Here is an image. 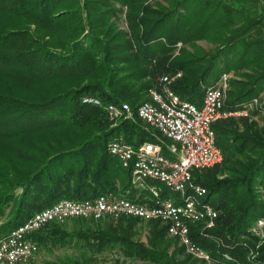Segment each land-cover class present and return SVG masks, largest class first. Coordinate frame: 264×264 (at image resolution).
<instances>
[{
	"label": "trees",
	"instance_id": "trees-1",
	"mask_svg": "<svg viewBox=\"0 0 264 264\" xmlns=\"http://www.w3.org/2000/svg\"><path fill=\"white\" fill-rule=\"evenodd\" d=\"M177 71L170 88L196 105L219 72L229 76V108L254 97L264 108V0H0V238L61 199L144 197L107 143L122 135L138 147L154 129L137 117L111 127L103 106L81 100L136 111L162 74ZM212 128L222 160L192 180L217 217L207 230L190 223V237L218 264H264L252 230L264 219V112ZM168 235L163 221L131 216L48 222L29 235L39 261L18 264L190 261Z\"/></svg>",
	"mask_w": 264,
	"mask_h": 264
},
{
	"label": "built area",
	"instance_id": "built-area-1",
	"mask_svg": "<svg viewBox=\"0 0 264 264\" xmlns=\"http://www.w3.org/2000/svg\"><path fill=\"white\" fill-rule=\"evenodd\" d=\"M166 75L179 78L180 74L176 72ZM152 92L156 95L155 88H152ZM216 97V92H214L211 97L202 98L200 103L199 118L205 120L206 129L207 122H212L215 116L222 113H241V111L231 110L217 111ZM82 99L100 100L95 96H84ZM164 104L176 111L173 104ZM105 112L107 117L110 114H118V122L125 121V117H130L128 110H118V104L114 103H109V109ZM143 117H148L149 127L155 131L154 140L141 143L140 145H145V152L136 153V146L126 141L122 135H115L116 144H111L110 151H116V158L120 157V154H127L128 157L141 156V166L147 168V173L162 178L165 184L166 181H174L177 189L183 188V169L185 167H192L193 162L214 161L217 158L213 145L208 144L203 132H198V126L194 125V121H189L186 116L176 112L175 120H167V118H160L157 114L143 109ZM169 138H176V145H169ZM134 172L136 171H130V175L132 176ZM161 202H164V211H156L148 203L139 202L136 205H128L119 200H113L107 193H101L99 197H94L89 202H81V200L57 201L51 206L37 211L35 219L28 221L24 228L10 232V240H0V264L24 263L31 258L36 251V245L31 241L29 235L48 222L63 223L73 218L98 220L105 216H131L143 219V214L155 211L157 219L166 224L167 232L185 233L186 223L193 219H199L198 212L193 208H190V212H183L175 206H170L167 200ZM216 215L217 213H214V216ZM261 221H263L262 218L260 222H256L252 229L260 239L263 235L261 234ZM187 238L189 249H196V255H202L203 261L211 262L208 252L203 248H195V242H191V237ZM225 256L228 255L225 254Z\"/></svg>",
	"mask_w": 264,
	"mask_h": 264
},
{
	"label": "bare ground",
	"instance_id": "bare-ground-1",
	"mask_svg": "<svg viewBox=\"0 0 264 264\" xmlns=\"http://www.w3.org/2000/svg\"><path fill=\"white\" fill-rule=\"evenodd\" d=\"M177 73L180 74L179 75L180 77L181 71H177ZM175 78L176 76L162 74L158 79L159 81L158 87L157 86H156L157 88L155 87L156 95L154 92H152V88H151L148 91L149 99L139 104L136 108V111H133L129 107H121L119 105H118V110L129 111L130 117H125V120H133L134 117H137L142 121V123L146 124L148 127H149V119L148 117H143V109H146L149 112H152L153 114H157L158 116H160V118H167V120H175L176 112L181 115H184L189 119V121H194V125L198 126V132H203V136L206 140H208V144L213 145V149L214 151H216L217 158H215L214 161L193 162L192 167H185V169H183V188L177 189V187H175L174 181H166L165 184V181L162 180V178H157L150 175V173H147V168H143V166H141V156L128 157L127 154H120V157H118V159L119 162H121L122 166L129 169V171H136L131 176V183L134 185V187H137L145 191V194L143 193L145 196L142 197L140 200L138 199L133 200V199H129L128 197L127 198L123 197L121 194H120L121 196H117L115 195L116 193L113 194L111 192H107V195H110V197H112L113 200H119L120 202H123L128 205H136L139 202L148 203V205H150V207H153V209H155L156 211H164V202L161 201H166V200L170 206H175V208L183 210V212H190V208H193L195 211L198 212L199 219H193L191 220V222H187L185 227V233H176V232H167V233L170 236H173V238L176 237V239L179 240V243L183 246V249L187 253L202 260V255H196V249H189V241L187 238L190 237L189 225L193 224V222H200V223L204 222L205 223L204 229L207 230V228L209 229L214 225L215 218L217 217V215L214 216V213L217 212L209 204V202L203 200L207 192L206 187L202 186L199 182L195 183L196 181L192 180V172L195 170L197 171V170H203L205 168H209L219 163L222 160V153L215 143V133H214L215 131L212 128L213 123L219 119L221 120L230 116H248L249 114L247 110L245 109L243 110L242 107L234 106L229 108L226 105L228 78L227 75L223 73L220 75V77L214 84L209 85L204 89L203 98H209L214 92H216L217 97L215 99V106H217V111L227 112V110H231V111H241V113L239 114L222 113L219 116H215V119H212V122H207V129H206L205 120L199 118L200 105H196L195 103H192L189 100L180 98L170 88V84ZM81 101L82 103L85 104L103 106L104 110L109 109V103L103 105L100 100L82 99ZM164 103L173 104V106L176 107V111H174L173 108H168V106L165 105ZM108 121L110 122L111 127H115L118 126V124H120V122H118V114H110L108 117ZM111 144H116V136H113L107 143V150L109 154H111L113 157L116 158V151H110ZM169 145H176V138H169ZM143 152H145V145H139L138 147H136V153H143ZM150 182L161 183L165 189L172 192L173 194L172 195H169L167 193L165 194L162 189L155 187V185L149 184ZM99 196L100 194L95 197H99ZM89 200L90 199H85V200H81V202H89ZM59 201H79V200L61 199ZM35 215L36 212L33 213L30 217H28L22 224L15 227L11 232H16L19 229L24 228V225H26L28 221H32V219H35ZM143 219H145L146 221L158 220L155 211H148V213L143 214ZM260 219L261 218L257 219L256 222H260ZM203 234L204 237L207 236L206 232ZM261 234H263L262 238L264 239V221H261ZM0 240H10V233L0 238ZM191 242H195V248H202L199 244H197L196 241L193 240V238H191ZM208 257H210L209 253H208ZM225 257L228 260L231 259V257L229 256H225ZM210 260L211 262L210 261H206V262L218 264L212 261L211 258Z\"/></svg>",
	"mask_w": 264,
	"mask_h": 264
},
{
	"label": "rangeland",
	"instance_id": "rangeland-1",
	"mask_svg": "<svg viewBox=\"0 0 264 264\" xmlns=\"http://www.w3.org/2000/svg\"><path fill=\"white\" fill-rule=\"evenodd\" d=\"M199 44L200 45H202L203 47H205V48H207V47H209L210 45L207 43V42H204V41H202V42H199ZM179 45V47L176 49V53H177V51L179 50V48L181 47V43H177V45L176 46H178ZM221 74H223V73H221ZM221 74H219V72H216L213 76H211V77H209V78H207V80H206V84H208V83H212L213 81H214V83L218 80V78L220 77L219 75H221ZM226 74V73H225ZM227 75V78H229V76H228V74H226ZM214 83H212V84H214ZM211 84V85H212ZM209 86V85H208ZM263 99H264V93H263ZM242 108H243V110L245 109V110H247V112H248V114L250 115V110L252 111V110H257V111H259V112H264V108H263V105H262V102H260L259 101V99L258 98H252L250 101H247V102H243V105H242ZM248 115V116H249ZM135 119V118H134ZM149 184H151V185H155V187H157V188H160V189H164L165 191H166V193L167 194H169V195H172L173 193L172 192H170V191H168L167 189H165L164 188V186L161 184V183H159V182H150ZM20 191H19V189H17V190H15L14 191V194H17V193H19ZM171 193V194H170ZM5 209H8V208H5ZM8 210H6V211H4L3 212V214L2 213H0V224H2V223H5V221H7V218L5 217V213L7 212ZM1 216L3 217V219H1ZM263 221H264V219H263ZM66 222V221H65ZM67 224V226H69V224L71 225L72 223H65V225ZM259 238V237H258ZM141 240L142 241H144V236H141ZM259 240L261 241V242H263L264 241V239L263 238H259ZM178 245H179V243H178ZM204 251H206L205 249H204ZM171 252V251H170ZM41 251L39 252L38 251V253L36 254L35 252H34V254H33V256L32 257H34L35 256V259H34V261H37L38 259H39V257H40V255H41ZM185 254H188V255H190L191 256V258L192 259H194V260H192L191 258H190V261H186V262H184V263H181V264H213V263H209V262H206V261H203V260H201V259H199V258H197V257H195V256H193V255H191V254H189V253H187L184 249H183V252H182V254H180L179 255V260H183V257H184V255ZM253 256V255H252ZM196 259L198 260V261H196ZM110 260V259H109ZM39 261V260H38ZM106 264H109V261L108 260H106ZM138 264H140V263H138Z\"/></svg>",
	"mask_w": 264,
	"mask_h": 264
}]
</instances>
